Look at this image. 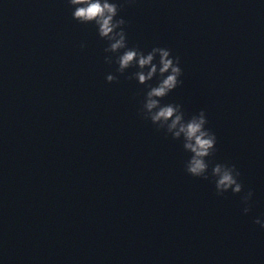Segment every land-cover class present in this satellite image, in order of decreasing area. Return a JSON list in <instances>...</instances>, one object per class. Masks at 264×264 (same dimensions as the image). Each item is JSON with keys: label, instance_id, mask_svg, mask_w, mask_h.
<instances>
[{"label": "water", "instance_id": "95a60500", "mask_svg": "<svg viewBox=\"0 0 264 264\" xmlns=\"http://www.w3.org/2000/svg\"><path fill=\"white\" fill-rule=\"evenodd\" d=\"M117 2L129 48L179 58L161 103L205 112L242 192L186 175L66 0H0V264H264V0Z\"/></svg>", "mask_w": 264, "mask_h": 264}, {"label": "clouds", "instance_id": "9594fccd", "mask_svg": "<svg viewBox=\"0 0 264 264\" xmlns=\"http://www.w3.org/2000/svg\"><path fill=\"white\" fill-rule=\"evenodd\" d=\"M66 3L73 9L71 18L74 21L82 25L92 24L98 38L107 42L104 48L106 64L117 65L118 75H123L129 68L136 69L128 79H134L145 88L137 115L149 121L157 132H163L166 138L181 142L183 151L188 154L184 164L186 175L212 183L218 197L229 191L232 195L240 194L243 185L239 182L240 172L236 166L211 163L217 141L215 134L206 127L205 112L201 110L186 118L182 105L161 103L182 84L179 58L173 57L167 48L153 47L146 54L138 47L129 48L126 21L122 17L117 18L123 5L117 0H66ZM153 79L156 80L154 86L150 83ZM115 82L117 76H106V83ZM252 197V191L241 197L244 215L251 210ZM253 223L264 229V221L261 219H255Z\"/></svg>", "mask_w": 264, "mask_h": 264}]
</instances>
